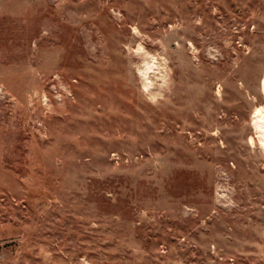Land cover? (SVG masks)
Here are the masks:
<instances>
[{
  "label": "rangeland",
  "instance_id": "rangeland-1",
  "mask_svg": "<svg viewBox=\"0 0 264 264\" xmlns=\"http://www.w3.org/2000/svg\"><path fill=\"white\" fill-rule=\"evenodd\" d=\"M263 82L264 0H0V264H264Z\"/></svg>",
  "mask_w": 264,
  "mask_h": 264
},
{
  "label": "bare ground",
  "instance_id": "bare-ground-1",
  "mask_svg": "<svg viewBox=\"0 0 264 264\" xmlns=\"http://www.w3.org/2000/svg\"><path fill=\"white\" fill-rule=\"evenodd\" d=\"M263 90H264V82H263ZM260 122H263L262 119L260 120Z\"/></svg>",
  "mask_w": 264,
  "mask_h": 264
}]
</instances>
